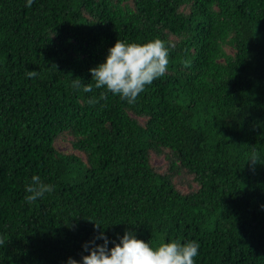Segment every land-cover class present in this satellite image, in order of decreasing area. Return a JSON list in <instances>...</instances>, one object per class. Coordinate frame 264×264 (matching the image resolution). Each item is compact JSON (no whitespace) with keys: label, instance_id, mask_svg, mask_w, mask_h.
<instances>
[{"label":"trees","instance_id":"obj_1","mask_svg":"<svg viewBox=\"0 0 264 264\" xmlns=\"http://www.w3.org/2000/svg\"><path fill=\"white\" fill-rule=\"evenodd\" d=\"M156 36L169 66L134 104L73 88L117 38ZM33 175L55 187L28 201ZM125 228L264 264V0H0V264H64Z\"/></svg>","mask_w":264,"mask_h":264},{"label":"clouds","instance_id":"obj_2","mask_svg":"<svg viewBox=\"0 0 264 264\" xmlns=\"http://www.w3.org/2000/svg\"><path fill=\"white\" fill-rule=\"evenodd\" d=\"M25 3L30 6L32 0ZM170 47V43L159 36L142 42L117 38L103 60L89 68L94 84L84 83L80 77L73 78L71 84L84 92L92 91L93 87L104 88L128 104H134L146 86L167 71ZM35 74L34 70L27 72L28 76ZM88 102L95 103V99L89 97ZM248 161L256 162L255 153ZM54 187L39 175H33L25 185V199L32 201L51 194ZM89 220L94 222L95 228H101L98 222ZM82 247L85 252L80 259L69 256L64 264H196L200 243L195 239L169 238L153 244L138 237L134 229L125 228L123 234L116 233L114 237L101 230Z\"/></svg>","mask_w":264,"mask_h":264},{"label":"rangeland","instance_id":"obj_3","mask_svg":"<svg viewBox=\"0 0 264 264\" xmlns=\"http://www.w3.org/2000/svg\"><path fill=\"white\" fill-rule=\"evenodd\" d=\"M70 139L71 137L69 135H62L61 137L58 138L56 145L60 150H71L70 147ZM152 162L157 166H162L165 163V159L163 157H158V156H152ZM189 180V181H188ZM191 186H196V184L189 179V176L186 174H181L179 176V182H178V187L183 190L187 191Z\"/></svg>","mask_w":264,"mask_h":264}]
</instances>
